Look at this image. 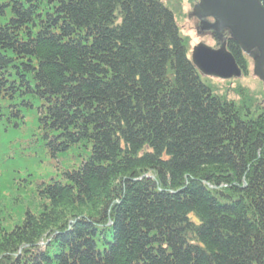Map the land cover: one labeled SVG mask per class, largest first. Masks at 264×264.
<instances>
[{
    "label": "trees",
    "instance_id": "trees-1",
    "mask_svg": "<svg viewBox=\"0 0 264 264\" xmlns=\"http://www.w3.org/2000/svg\"><path fill=\"white\" fill-rule=\"evenodd\" d=\"M0 264H264V104L161 0H0Z\"/></svg>",
    "mask_w": 264,
    "mask_h": 264
},
{
    "label": "water",
    "instance_id": "water-1",
    "mask_svg": "<svg viewBox=\"0 0 264 264\" xmlns=\"http://www.w3.org/2000/svg\"><path fill=\"white\" fill-rule=\"evenodd\" d=\"M191 13L199 19L197 33L226 30L244 55L253 52V75L264 89V6L260 0H196ZM210 19V20H208ZM190 60L202 76L240 77L243 69L221 42L217 48L202 42L193 46Z\"/></svg>",
    "mask_w": 264,
    "mask_h": 264
},
{
    "label": "rangeland",
    "instance_id": "rangeland-1",
    "mask_svg": "<svg viewBox=\"0 0 264 264\" xmlns=\"http://www.w3.org/2000/svg\"><path fill=\"white\" fill-rule=\"evenodd\" d=\"M164 4L173 10L175 22L179 28L182 37L187 39V54L190 52L194 45L202 42L210 47L215 46V38L210 32L197 33L198 20L191 14L192 6L196 0H161ZM246 58V72L240 77H233L230 79H220L213 76H206L207 82L213 89L214 93L223 94L225 97L240 102L253 101V103L264 104V89L262 82L253 75V52L250 55H244ZM240 66V65H239ZM204 77V76H203ZM248 95L247 97L243 96ZM20 167V166H17ZM50 173V168L47 169Z\"/></svg>",
    "mask_w": 264,
    "mask_h": 264
},
{
    "label": "bare ground",
    "instance_id": "bare-ground-1",
    "mask_svg": "<svg viewBox=\"0 0 264 264\" xmlns=\"http://www.w3.org/2000/svg\"><path fill=\"white\" fill-rule=\"evenodd\" d=\"M192 14V13H191ZM242 74H244V71L242 72Z\"/></svg>",
    "mask_w": 264,
    "mask_h": 264
},
{
    "label": "flooded vegetation",
    "instance_id": "flooded-vegetation-1",
    "mask_svg": "<svg viewBox=\"0 0 264 264\" xmlns=\"http://www.w3.org/2000/svg\"><path fill=\"white\" fill-rule=\"evenodd\" d=\"M198 20V22H199V19H197ZM208 20H210V19H208Z\"/></svg>",
    "mask_w": 264,
    "mask_h": 264
}]
</instances>
